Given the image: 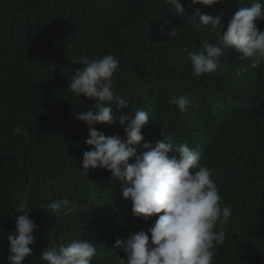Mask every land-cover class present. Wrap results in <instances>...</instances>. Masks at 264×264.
<instances>
[{
	"label": "trees",
	"instance_id": "trees-1",
	"mask_svg": "<svg viewBox=\"0 0 264 264\" xmlns=\"http://www.w3.org/2000/svg\"><path fill=\"white\" fill-rule=\"evenodd\" d=\"M250 2L182 0L188 16L199 8L225 25ZM255 23L264 29V20ZM171 27L182 29L180 39L169 38ZM203 40L216 43L217 37L174 15L164 0H0V264H9L7 235L24 214L18 207L25 200L37 228L23 264H46L40 256L47 246L73 239L97 249L92 264H121L126 256L113 247L115 239L154 223L155 217L132 214L110 171L98 167L86 176L80 169L91 146L85 122L75 117L96 101L77 100L67 85L83 66L80 58L106 54L120 60L114 89L129 106L112 105L113 121L94 127L123 140L119 118L143 109L150 116L141 144L154 146L164 132L202 149L201 164L213 170L223 203L232 209L214 264H264V65L252 69L250 58L230 49L220 71L193 76L188 54ZM180 96L196 97L199 106L181 113L168 102ZM65 197L73 211L45 209Z\"/></svg>",
	"mask_w": 264,
	"mask_h": 264
},
{
	"label": "clouds",
	"instance_id": "clouds-1",
	"mask_svg": "<svg viewBox=\"0 0 264 264\" xmlns=\"http://www.w3.org/2000/svg\"><path fill=\"white\" fill-rule=\"evenodd\" d=\"M170 11L179 17H189L192 24L208 27L217 42L203 40L198 52L189 53L193 76L220 71V59L231 49L250 58V68L264 65V29L255 21L264 20L259 0H251L250 7L236 11L225 25L219 17L203 13L199 8L190 16L182 0H164ZM224 0H190V5L213 6ZM163 31V27H162ZM169 38L180 39L182 29L171 27ZM83 66L70 77L69 91L78 100L81 96L96 101L94 109L78 113L76 119L85 122L89 150L83 153L81 172L102 168L111 172L119 182L122 197L131 202L132 214L148 221L155 217L147 231L141 229L127 237L116 238L113 247L122 248L126 259L121 264H214L217 249L227 239L225 225L232 209L224 205L213 170L201 164L203 152L186 142L176 143L171 135L152 146L143 142L142 130L149 120L143 109L134 111L131 119L121 116L119 125L125 139L118 135L106 136L94 127L97 123L113 121L112 105L117 109L129 106L128 100L116 94L114 73L120 60L114 54L98 59L82 57ZM169 104L176 105L181 113L189 107H198L196 97H173ZM139 146L142 151H138ZM132 160L133 162H129ZM30 204L23 201L18 210L23 212L15 220V231L7 235L9 264H23L32 255L33 231L36 223L30 218ZM75 205L67 197L51 200L46 210L52 214H67ZM97 249L84 239L47 246L40 259L46 264H92Z\"/></svg>",
	"mask_w": 264,
	"mask_h": 264
},
{
	"label": "bare ground",
	"instance_id": "bare-ground-1",
	"mask_svg": "<svg viewBox=\"0 0 264 264\" xmlns=\"http://www.w3.org/2000/svg\"><path fill=\"white\" fill-rule=\"evenodd\" d=\"M237 65H238V64H237ZM240 65H241V64H240ZM233 84H234V83H233ZM233 84H232V85H233ZM235 86H236V85H235ZM237 87H238V86H237ZM237 87H236V88H237ZM234 90H235V89H234ZM195 130H196V129H195Z\"/></svg>",
	"mask_w": 264,
	"mask_h": 264
}]
</instances>
